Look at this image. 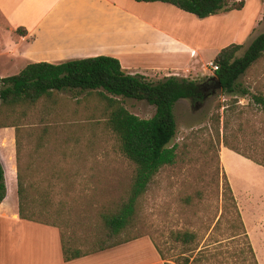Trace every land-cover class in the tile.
Instances as JSON below:
<instances>
[{
  "label": "rangeland",
  "instance_id": "1",
  "mask_svg": "<svg viewBox=\"0 0 264 264\" xmlns=\"http://www.w3.org/2000/svg\"><path fill=\"white\" fill-rule=\"evenodd\" d=\"M235 3L229 1L230 6ZM237 10L231 20L214 16L201 24L205 36L210 35L197 59L200 72L208 74L200 80L204 87L207 82L215 84L211 81L215 71L208 63L233 43L238 26L248 32L239 40L243 46L237 56L264 32V0H249L244 10ZM221 28V35L214 37ZM0 35L12 34L0 29ZM5 61L0 56V78L18 73ZM240 83L247 95L218 88L200 103L177 102V134L171 143L176 145V162L161 168L139 199L131 225L113 237L101 215L129 198L136 165L123 154L109 124L108 102L96 91L69 89L31 106L9 108L0 99V155L11 184L8 206L19 207L18 172H22L28 182L53 188H46L44 194L54 207H36V217L59 225L73 246L92 249L145 239L162 244L171 258L184 249L172 239V232L194 231L198 236L191 248L205 247V256L193 264H254L255 257L264 264V167L246 164L239 154L221 156L226 142L262 159L264 104L257 103L253 95L264 96V55L241 76ZM117 98L142 118L155 114V106L145 100ZM226 181L233 189L254 253L235 227V214L225 196ZM38 195L31 191L29 199L35 205Z\"/></svg>",
  "mask_w": 264,
  "mask_h": 264
},
{
  "label": "crops",
  "instance_id": "2",
  "mask_svg": "<svg viewBox=\"0 0 264 264\" xmlns=\"http://www.w3.org/2000/svg\"><path fill=\"white\" fill-rule=\"evenodd\" d=\"M229 1L218 14L209 17L231 20L238 10H230ZM248 2L245 0L242 10ZM184 20L195 22L184 24ZM204 20L162 1L0 0V29L12 34L0 35V56L19 73L34 62L61 63L112 55L119 58L128 73L141 74L152 81L168 76L200 81L208 75L197 67L205 40L210 38L201 26ZM18 27H25L28 34L19 35ZM95 27L111 35V39L102 36L99 39L105 42L84 41L77 33L93 32ZM222 32L223 28L213 36L218 38ZM247 32L238 26L233 43L240 44ZM229 153L238 154L223 146L222 159ZM240 156L246 164L255 163ZM8 197L9 193L0 205V264H165L154 244L145 239L66 260L60 228L22 218L18 204L17 208L8 206Z\"/></svg>",
  "mask_w": 264,
  "mask_h": 264
},
{
  "label": "trees",
  "instance_id": "3",
  "mask_svg": "<svg viewBox=\"0 0 264 264\" xmlns=\"http://www.w3.org/2000/svg\"><path fill=\"white\" fill-rule=\"evenodd\" d=\"M136 1H162L192 13L199 18H206L218 13L229 0ZM235 2V5L229 7L230 10L242 9L245 5V0H236ZM16 31L21 36L28 34L25 27H18ZM242 46L239 43H231L222 48L213 60L218 65L214 82L216 84V81L219 80L222 90L229 94L241 92L243 95H247L249 93L247 89L242 88L240 78L264 55V32L253 39L243 55L237 56ZM0 81L2 83L0 90L1 105L9 108L21 104L31 106L44 97L50 98L54 93L68 89L80 92L96 91L108 102L110 108L109 124L120 141L123 154L136 165V174L129 198L116 210L103 212L101 215L111 237L121 234L131 225L139 199L146 193L149 184L161 168L176 162V145L172 146L171 143L177 134L175 114L177 102L182 99H191L196 103H200L205 96L209 95V93L203 92V85L199 80L188 77L168 76L155 82L144 75L128 73L123 68L119 58L112 55L77 58L61 63L34 62L28 64L19 73L0 78ZM211 81L213 80L211 79ZM117 97L145 100L155 106V114L150 118H142L129 111ZM253 98L257 103L264 104L263 95L254 94ZM19 142L17 137L18 150L20 149ZM225 146L264 167V153L262 159H259L255 155L226 142ZM6 175V169L0 155V205L7 198L9 188H11ZM225 186V196L234 211L235 227L239 230L238 234L245 237L250 250L254 253L238 202L229 181H226ZM46 188L53 191L51 186ZM46 188H43L40 183L28 182L22 172H18L19 214L25 219L59 227L55 222L36 217L34 211L36 207H40L42 210H49L54 207L52 202L45 198L49 196L44 194ZM32 190L39 193L36 197L38 202L36 205L29 199ZM219 222L220 220L217 222L216 227ZM197 236L198 234L194 231L172 232V239L180 242L184 249L178 256H172L171 258L167 255V248L156 241H153V243L161 258L165 260V264H171L170 260L176 264H193L200 260L202 256H205V247L201 249H199V246L191 248V243L196 240ZM61 237L66 260H72L116 245H100L92 249H83L68 243L63 232ZM130 240L132 239L125 241ZM254 264H259L256 257Z\"/></svg>",
  "mask_w": 264,
  "mask_h": 264
},
{
  "label": "bare ground",
  "instance_id": "4",
  "mask_svg": "<svg viewBox=\"0 0 264 264\" xmlns=\"http://www.w3.org/2000/svg\"><path fill=\"white\" fill-rule=\"evenodd\" d=\"M87 30H90V29H87ZM77 33H79L80 38L83 39L84 41H86V40L97 41L102 36L106 39H111V35L107 34L106 32L102 31L101 29H98V27H95V29H93V32L92 31L88 32V31L82 30V31L77 32ZM99 40H102L103 42H105L104 39H99Z\"/></svg>",
  "mask_w": 264,
  "mask_h": 264
},
{
  "label": "flooded vegetation",
  "instance_id": "5",
  "mask_svg": "<svg viewBox=\"0 0 264 264\" xmlns=\"http://www.w3.org/2000/svg\"><path fill=\"white\" fill-rule=\"evenodd\" d=\"M214 85V86H213ZM213 87H215V84H213L212 82H208L207 84H205V87H202L203 92H207V93H212ZM215 89V88H214ZM208 90V91H207Z\"/></svg>",
  "mask_w": 264,
  "mask_h": 264
},
{
  "label": "built area",
  "instance_id": "6",
  "mask_svg": "<svg viewBox=\"0 0 264 264\" xmlns=\"http://www.w3.org/2000/svg\"><path fill=\"white\" fill-rule=\"evenodd\" d=\"M208 65L214 70L216 71L218 69V65L216 63H214V61H211L208 63Z\"/></svg>",
  "mask_w": 264,
  "mask_h": 264
},
{
  "label": "water",
  "instance_id": "7",
  "mask_svg": "<svg viewBox=\"0 0 264 264\" xmlns=\"http://www.w3.org/2000/svg\"><path fill=\"white\" fill-rule=\"evenodd\" d=\"M211 79H212V80H215L214 77H212ZM214 88H215V89H214V92H215L218 88H222V87H221V83H220L219 80L216 81V84H215V87H214Z\"/></svg>",
  "mask_w": 264,
  "mask_h": 264
}]
</instances>
